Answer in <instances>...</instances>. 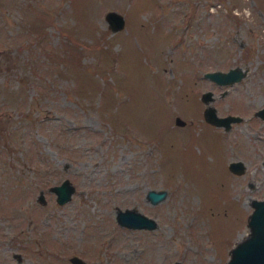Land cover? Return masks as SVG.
<instances>
[{
    "label": "rangeland",
    "instance_id": "1",
    "mask_svg": "<svg viewBox=\"0 0 264 264\" xmlns=\"http://www.w3.org/2000/svg\"><path fill=\"white\" fill-rule=\"evenodd\" d=\"M206 89L241 118L205 120ZM262 105L264 0H0V264H224L264 197ZM125 206L156 224H120Z\"/></svg>",
    "mask_w": 264,
    "mask_h": 264
},
{
    "label": "water",
    "instance_id": "2",
    "mask_svg": "<svg viewBox=\"0 0 264 264\" xmlns=\"http://www.w3.org/2000/svg\"><path fill=\"white\" fill-rule=\"evenodd\" d=\"M104 16L112 29L120 27L123 23L122 15L114 9H108ZM245 71L246 69L239 65H232L226 69L214 68L205 70L203 75L217 83H229L240 79ZM200 97L206 102L203 106L202 114L208 122L215 125H222L226 129L229 128L231 121H236L241 118V115L236 113L228 112L218 114L214 105L207 102L212 98L210 89L201 91ZM255 113L264 117V105L258 107ZM174 122L183 124L184 119L179 115H174ZM262 162H264V156ZM228 167L235 173H241L245 168V164L240 158L231 159L228 162ZM73 188V184L67 177L49 186V189L55 193V200L59 203L69 199ZM165 194V188L149 187L145 191V197L152 203L157 202ZM37 197L41 201L44 200L42 191L38 192ZM250 199L253 208L247 214L246 218L248 233L232 244L229 248L228 258L224 264H264V198L252 197ZM115 218L120 224L131 227H153L156 224L154 217L128 206L123 208L117 207L115 209ZM69 259L74 264H78L81 257L77 254H72ZM170 264H180V262L176 259Z\"/></svg>",
    "mask_w": 264,
    "mask_h": 264
},
{
    "label": "flooded vegetation",
    "instance_id": "3",
    "mask_svg": "<svg viewBox=\"0 0 264 264\" xmlns=\"http://www.w3.org/2000/svg\"><path fill=\"white\" fill-rule=\"evenodd\" d=\"M81 262H82V258L79 260V263H81ZM79 263H78V264H79Z\"/></svg>",
    "mask_w": 264,
    "mask_h": 264
},
{
    "label": "bare ground",
    "instance_id": "4",
    "mask_svg": "<svg viewBox=\"0 0 264 264\" xmlns=\"http://www.w3.org/2000/svg\"><path fill=\"white\" fill-rule=\"evenodd\" d=\"M251 201V200H250ZM251 203V202H250ZM252 205V204H251ZM252 207H253V205H252Z\"/></svg>",
    "mask_w": 264,
    "mask_h": 264
}]
</instances>
